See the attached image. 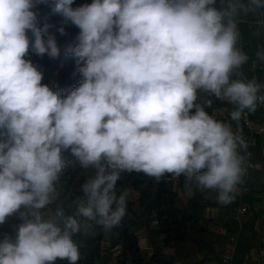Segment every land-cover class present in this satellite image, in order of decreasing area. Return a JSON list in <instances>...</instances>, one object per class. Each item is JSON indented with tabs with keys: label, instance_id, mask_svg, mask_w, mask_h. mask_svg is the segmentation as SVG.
Masks as SVG:
<instances>
[{
	"label": "clouds",
	"instance_id": "9594fccd",
	"mask_svg": "<svg viewBox=\"0 0 264 264\" xmlns=\"http://www.w3.org/2000/svg\"><path fill=\"white\" fill-rule=\"evenodd\" d=\"M218 2L222 5L217 6ZM0 0V264H78L77 235L111 231L127 214L116 191L125 173L160 182L184 178L185 195L234 200L247 173L242 129L207 111L232 105L230 120L264 103V85L241 78L236 16L264 0ZM226 5V6H223ZM45 6L79 29L63 48L76 61L78 86L65 95L42 83L30 54L57 58ZM65 34L63 26L57 28ZM208 97L204 102L200 96ZM65 153L94 174L75 213L49 214Z\"/></svg>",
	"mask_w": 264,
	"mask_h": 264
},
{
	"label": "rangeland",
	"instance_id": "374dc122",
	"mask_svg": "<svg viewBox=\"0 0 264 264\" xmlns=\"http://www.w3.org/2000/svg\"><path fill=\"white\" fill-rule=\"evenodd\" d=\"M91 2L92 0H75L73 6ZM217 6L222 5L218 2ZM38 14L42 21L47 18L48 22L54 26L50 31L56 35L61 54L54 59L47 55L40 57L30 54V59L43 72L42 83L49 85L54 91L60 90L66 95L68 91L74 88V82L81 80V76L76 72L75 59L64 55L63 48L74 40L79 29L70 22L63 23L60 16L52 15L50 9L45 6L38 8ZM60 26L65 29L64 35L57 32V28ZM237 27L239 31L238 47L245 53L238 23ZM56 64L59 65L56 67ZM240 72L242 73L241 78L252 80L247 75L249 70L246 69L245 63ZM207 99L208 97L202 94L199 102H204ZM232 108L233 106L226 102L213 99V105L207 111L218 119L231 122L234 130L242 129L243 138L247 142L251 132L244 127L243 117L238 125L230 120ZM65 157L70 163L56 184L57 199L50 206L49 214L54 213L56 207H62L66 215L74 214L77 202L83 199L81 186L94 174L92 169L82 168L68 153H65ZM193 189L195 194L191 198L185 195V188H178L177 192L178 206L186 214L194 216V219L187 223L186 237L179 242L166 243L162 236L155 233L157 221L152 220L150 215L139 207L137 193L126 187H116L117 193L123 194L127 198V205L137 212L135 215L127 209L123 221L136 235L141 254L135 256L131 251L126 250L125 244L119 239V235L114 229L106 232L100 227H94L87 235L81 234L74 237L80 250L78 264H138L140 258L141 264H156L154 260L158 257L169 260L172 264H216L225 253L232 252L234 256L244 243V238H242L243 216L239 213V209L244 206L240 200V185L234 194V200L228 205L217 203L215 193L210 190L200 191L195 189V185H193ZM19 223L18 217H11L7 223L0 225V240L5 235L14 237L15 227ZM101 230H103V237L99 241V250L94 251L98 242L89 244L88 240L92 234ZM96 254V260L91 263V258ZM56 264H67V261H57Z\"/></svg>",
	"mask_w": 264,
	"mask_h": 264
},
{
	"label": "crops",
	"instance_id": "0c3cea01",
	"mask_svg": "<svg viewBox=\"0 0 264 264\" xmlns=\"http://www.w3.org/2000/svg\"><path fill=\"white\" fill-rule=\"evenodd\" d=\"M241 3L247 5L248 0H242ZM263 12V8H257L255 11H240L237 14L243 49L248 57L245 62L246 69L249 70L247 75L249 79L260 85H264ZM261 94H264V88L261 89ZM250 116L256 125L262 124L264 122V103L257 102L256 110L250 112ZM256 151L261 159L259 146L256 147ZM254 178V184L249 192L243 193L240 188V200L248 210L242 214L244 243L233 256L232 264H264V179L261 178L259 170L255 171Z\"/></svg>",
	"mask_w": 264,
	"mask_h": 264
},
{
	"label": "trees",
	"instance_id": "16d2710c",
	"mask_svg": "<svg viewBox=\"0 0 264 264\" xmlns=\"http://www.w3.org/2000/svg\"><path fill=\"white\" fill-rule=\"evenodd\" d=\"M59 64H56V67ZM80 83L74 82L76 87ZM117 187H126L137 193V202L152 220L157 221L155 233L162 236L166 243L179 242L185 239L187 223L194 219L193 215H188L182 211L177 203L178 188H184V178L173 179L165 177L160 182L140 173H125L117 183ZM127 209L136 215V211L129 205ZM119 239L125 244V249L131 251L133 255L140 256V248L136 235L130 231L126 222L121 221L120 225L113 228ZM103 237V230L90 236L88 243L98 242L94 251L99 250V241ZM97 254L91 258V263L95 261ZM156 264H172L171 261L158 257L154 260ZM138 264H141V258Z\"/></svg>",
	"mask_w": 264,
	"mask_h": 264
},
{
	"label": "built area",
	"instance_id": "2783aa9c",
	"mask_svg": "<svg viewBox=\"0 0 264 264\" xmlns=\"http://www.w3.org/2000/svg\"><path fill=\"white\" fill-rule=\"evenodd\" d=\"M264 10V8H263ZM259 102V101H258ZM243 125L251 132V136L247 141V149L242 153L245 156V164L247 173L244 177V182L240 185L241 191L249 192L254 184V173L260 171V176L264 179V122L256 125L250 116V112L246 111L243 116ZM259 146L261 159L257 155L256 147ZM248 208L243 206L239 209L240 214L246 213ZM234 241V238H232ZM233 253H225L218 264H232Z\"/></svg>",
	"mask_w": 264,
	"mask_h": 264
}]
</instances>
